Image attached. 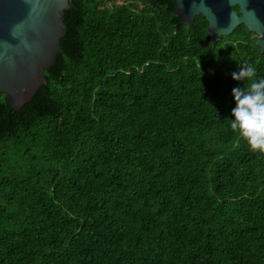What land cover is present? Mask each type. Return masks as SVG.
<instances>
[{
  "label": "trees",
  "instance_id": "obj_1",
  "mask_svg": "<svg viewBox=\"0 0 264 264\" xmlns=\"http://www.w3.org/2000/svg\"><path fill=\"white\" fill-rule=\"evenodd\" d=\"M61 50L0 93V264H264V154L231 129L264 51L171 0H68Z\"/></svg>",
  "mask_w": 264,
  "mask_h": 264
},
{
  "label": "water",
  "instance_id": "obj_2",
  "mask_svg": "<svg viewBox=\"0 0 264 264\" xmlns=\"http://www.w3.org/2000/svg\"><path fill=\"white\" fill-rule=\"evenodd\" d=\"M175 13L192 27L194 17L207 21L210 46L243 22L259 33L264 51V0H171ZM68 0H0V93L11 109L30 100L46 79L44 69L61 50L63 9Z\"/></svg>",
  "mask_w": 264,
  "mask_h": 264
},
{
  "label": "clouds",
  "instance_id": "obj_3",
  "mask_svg": "<svg viewBox=\"0 0 264 264\" xmlns=\"http://www.w3.org/2000/svg\"><path fill=\"white\" fill-rule=\"evenodd\" d=\"M232 79L243 81V87L232 89L235 107L232 109L230 126L248 144L253 152L264 154V77H258L251 64L239 65Z\"/></svg>",
  "mask_w": 264,
  "mask_h": 264
},
{
  "label": "flooded vegetation",
  "instance_id": "obj_4",
  "mask_svg": "<svg viewBox=\"0 0 264 264\" xmlns=\"http://www.w3.org/2000/svg\"><path fill=\"white\" fill-rule=\"evenodd\" d=\"M254 32H255V41H256V39H257V36L259 35V33L257 32V31H255V30H253ZM257 44V43H256ZM258 45V44H257Z\"/></svg>",
  "mask_w": 264,
  "mask_h": 264
}]
</instances>
